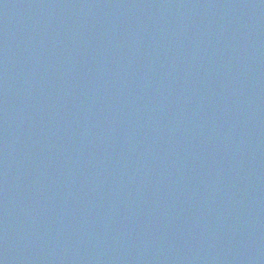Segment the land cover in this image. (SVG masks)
<instances>
[{
    "label": "water",
    "instance_id": "obj_1",
    "mask_svg": "<svg viewBox=\"0 0 264 264\" xmlns=\"http://www.w3.org/2000/svg\"><path fill=\"white\" fill-rule=\"evenodd\" d=\"M0 264H264V0H0Z\"/></svg>",
    "mask_w": 264,
    "mask_h": 264
}]
</instances>
